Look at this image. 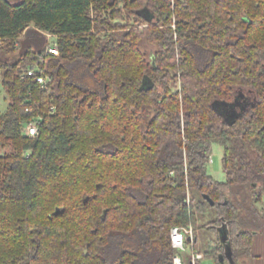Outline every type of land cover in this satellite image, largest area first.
<instances>
[{
  "label": "trees",
  "instance_id": "trees-1",
  "mask_svg": "<svg viewBox=\"0 0 264 264\" xmlns=\"http://www.w3.org/2000/svg\"><path fill=\"white\" fill-rule=\"evenodd\" d=\"M17 49L0 62V264H191L170 240L189 225L186 245L208 229L203 256L224 264L222 220L234 264L251 254L264 0H0V54ZM36 65L49 81L22 76ZM213 145L223 179L207 170Z\"/></svg>",
  "mask_w": 264,
  "mask_h": 264
},
{
  "label": "rangeland",
  "instance_id": "rangeland-1",
  "mask_svg": "<svg viewBox=\"0 0 264 264\" xmlns=\"http://www.w3.org/2000/svg\"><path fill=\"white\" fill-rule=\"evenodd\" d=\"M15 1V0H13ZM47 38L53 39V36L50 34L46 35ZM154 46L147 44L145 41L142 43V49L149 55L152 54L154 50ZM19 49L15 51H11L10 53H1L0 54V62L15 61L19 56ZM8 104V97L5 93V89L2 83V68L0 67V112L4 111ZM5 149L0 147V153L3 152ZM221 150L217 145H213V151L210 157V160L207 164V170L209 173H212L216 178L223 179L224 172L221 166ZM258 207L264 209V201L258 202ZM195 236L196 239L192 245H185V250L182 251V254H185L187 257L190 258L191 252H199L201 257L198 258L195 262L196 264H215L213 258L208 256H203V251L207 248V246L212 243V238L215 240L217 237L216 234L208 229L203 227H196L195 229ZM193 241V239H191ZM194 248V249H192ZM249 256H244L242 259L238 260V264H252ZM224 264H230L229 261L226 259Z\"/></svg>",
  "mask_w": 264,
  "mask_h": 264
},
{
  "label": "built area",
  "instance_id": "built-area-1",
  "mask_svg": "<svg viewBox=\"0 0 264 264\" xmlns=\"http://www.w3.org/2000/svg\"><path fill=\"white\" fill-rule=\"evenodd\" d=\"M46 54H58V49L56 46H48L45 48L44 52L40 55V61L45 62L47 59ZM23 77L34 78L35 81L39 83H46L49 81V76L39 65L29 67L22 73ZM30 111V110H29ZM41 117L37 116L35 119L28 121L25 125V134L27 136H33L38 132L39 120ZM193 239V229L192 226H173L170 230V240L173 247L178 251L182 252L185 250L186 239ZM173 257L174 264H183L182 256L176 253ZM201 257L199 252H191L190 261L191 264H195V261Z\"/></svg>",
  "mask_w": 264,
  "mask_h": 264
},
{
  "label": "water",
  "instance_id": "water-1",
  "mask_svg": "<svg viewBox=\"0 0 264 264\" xmlns=\"http://www.w3.org/2000/svg\"><path fill=\"white\" fill-rule=\"evenodd\" d=\"M204 197L208 199L211 204L213 203V200L208 195H204ZM215 227L217 230L219 244L223 248V251L219 253V259L221 261L227 259L230 264H234L233 255H232L233 254L232 243H231L227 223L224 220H222V223Z\"/></svg>",
  "mask_w": 264,
  "mask_h": 264
},
{
  "label": "crops",
  "instance_id": "crops-1",
  "mask_svg": "<svg viewBox=\"0 0 264 264\" xmlns=\"http://www.w3.org/2000/svg\"><path fill=\"white\" fill-rule=\"evenodd\" d=\"M251 254L248 255L252 264H264V233H257L253 237ZM242 259V258H241Z\"/></svg>",
  "mask_w": 264,
  "mask_h": 264
}]
</instances>
